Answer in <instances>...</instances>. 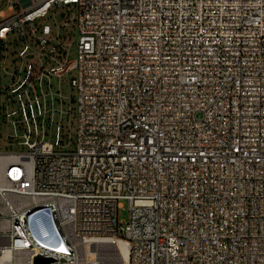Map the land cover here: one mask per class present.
<instances>
[{
  "label": "built area",
  "instance_id": "1",
  "mask_svg": "<svg viewBox=\"0 0 264 264\" xmlns=\"http://www.w3.org/2000/svg\"><path fill=\"white\" fill-rule=\"evenodd\" d=\"M9 10L0 264H264V0Z\"/></svg>",
  "mask_w": 264,
  "mask_h": 264
},
{
  "label": "rangeland",
  "instance_id": "2",
  "mask_svg": "<svg viewBox=\"0 0 264 264\" xmlns=\"http://www.w3.org/2000/svg\"><path fill=\"white\" fill-rule=\"evenodd\" d=\"M16 0H4L0 4V11H2L5 15V18H9L15 12H11L9 10L10 6H15ZM66 15V11L63 9L57 10L54 14L50 13L49 17V24L53 27L54 26V18L55 21L60 25L63 21L62 15ZM73 38H68L67 41H71ZM16 46L13 41V38H9L7 40V43L5 44V48L1 54L2 60H1V68H0V76H1V87H2V97H1V107H5V94H6V88L8 86V73L12 71V63L10 61V55L13 54L15 51ZM71 59H74L75 57V47L73 45L71 49ZM69 78H72V74L69 76ZM53 87L55 90H60L61 94L65 98L66 104H68V99L71 96H74L72 91L69 87V80L68 78H63L60 82L58 80H53ZM67 109V107H65ZM75 120H73L74 122ZM9 134V131H7V128L3 122H1L0 126V151L1 152H23L26 151V148L22 145H19L23 140L20 138L18 140H15L12 142V145H9L7 142H10L7 140V135ZM72 136H75V127L72 126ZM120 208L118 209V218L119 221H127L129 212H128V202L126 200H120L119 201Z\"/></svg>",
  "mask_w": 264,
  "mask_h": 264
},
{
  "label": "water",
  "instance_id": "3",
  "mask_svg": "<svg viewBox=\"0 0 264 264\" xmlns=\"http://www.w3.org/2000/svg\"><path fill=\"white\" fill-rule=\"evenodd\" d=\"M48 262H49V260H47V259H41V258H37L35 260V264H45V263H48Z\"/></svg>",
  "mask_w": 264,
  "mask_h": 264
}]
</instances>
